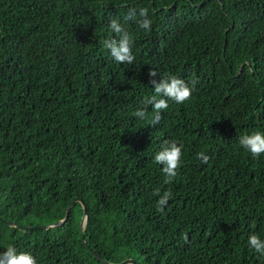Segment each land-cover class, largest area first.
<instances>
[{
    "label": "trees",
    "instance_id": "obj_1",
    "mask_svg": "<svg viewBox=\"0 0 264 264\" xmlns=\"http://www.w3.org/2000/svg\"><path fill=\"white\" fill-rule=\"evenodd\" d=\"M141 8L151 31L137 23ZM114 18L133 37L131 64L103 46L119 39ZM150 70L192 89L182 104L168 99L155 125ZM253 131H264V0H0V253L264 264L248 244L264 239V154L239 144ZM172 140L183 155L165 183L154 157ZM157 190L171 192L163 212ZM75 198L88 209L86 243L81 202L49 229L5 222L54 223Z\"/></svg>",
    "mask_w": 264,
    "mask_h": 264
},
{
    "label": "clouds",
    "instance_id": "obj_2",
    "mask_svg": "<svg viewBox=\"0 0 264 264\" xmlns=\"http://www.w3.org/2000/svg\"><path fill=\"white\" fill-rule=\"evenodd\" d=\"M138 15L140 17L137 21L139 27L146 31H151L152 20L149 18V9L141 8ZM136 16L137 10L131 8L126 19H135ZM109 27L119 39L113 38L105 40L103 43L104 48L109 50L111 57L116 62L131 64L135 60L132 51V35L123 28L118 19H111ZM157 75L158 73L155 70H150L149 76L153 78L150 82L153 85L155 94L147 101V103L152 105L154 113L152 120L153 125L159 123L161 119V110L168 108V99L182 104L192 96V89L184 79H181L176 75H167L157 81L155 79ZM133 115L144 120L147 118L148 113L145 109H137ZM239 144L250 152L253 157H260L264 154V131H253L250 134L242 135L239 138ZM182 148V144L172 140L166 142L154 157V162L163 166L162 171L167 177L165 183H170L171 178L177 175V170L181 167L183 155ZM197 156L204 163H207L209 160V157L205 155L204 152L198 153ZM155 194L160 196V199L157 201V211L163 212L171 198V192L165 191L163 195H161L160 191L157 190ZM182 238L187 242L188 234L184 233ZM248 244L256 253L264 256V239H261L259 235L251 234L248 238ZM0 264H37V259L30 252L18 251L15 246L9 244L6 250L0 253Z\"/></svg>",
    "mask_w": 264,
    "mask_h": 264
},
{
    "label": "water",
    "instance_id": "obj_3",
    "mask_svg": "<svg viewBox=\"0 0 264 264\" xmlns=\"http://www.w3.org/2000/svg\"><path fill=\"white\" fill-rule=\"evenodd\" d=\"M250 63V62H249ZM75 202H81L82 205H83V209H84V214H83V217H82V220H81V223H80V227L82 229V234H83V237H84V241L85 243L87 242L86 239H85V233H84V230H85V227H86V224H87V221H88V209H87V206L86 204L84 203V201L80 198H75L71 203L70 205L68 206L67 208V212H66V215L63 219L59 220V221H56L54 223H50V224H46V225H34V226H31V225H20V224H17L16 222H11V221H6L5 222L10 225V226H15V227H19V228H23V229H32V228H43V229H49L51 227H56V226H60L62 225L63 223L66 222V220L68 219L69 215H70V211L72 209V206ZM91 249V248H90ZM91 252L92 254L97 257L98 259L102 260L104 263L106 264H137V261L136 259L134 258H127L125 260H123L122 262L120 263H113L107 259H104L101 257L100 254H98L95 250L91 249Z\"/></svg>",
    "mask_w": 264,
    "mask_h": 264
}]
</instances>
